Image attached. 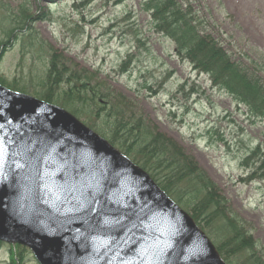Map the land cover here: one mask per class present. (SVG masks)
I'll return each instance as SVG.
<instances>
[{
  "label": "rangeland",
  "instance_id": "374dc122",
  "mask_svg": "<svg viewBox=\"0 0 264 264\" xmlns=\"http://www.w3.org/2000/svg\"><path fill=\"white\" fill-rule=\"evenodd\" d=\"M118 1L0 0L1 76L8 82L28 83L27 95L33 96L55 51L69 68L92 74L94 81L122 96L133 113L143 116L194 159L250 231L264 258V175L247 180L253 160L244 164L249 150L256 146L264 150V124L250 122L232 97L180 61L174 43L150 30L138 0ZM193 1L210 22L211 35L235 62L248 64L255 52L264 54V0ZM22 7L31 16L29 30L24 28L17 33L20 38L8 44L2 39L7 27L2 19L18 15ZM27 34L33 36V49H27ZM127 54L134 58L122 73L120 66ZM184 82L187 88L179 92ZM75 118L92 130L85 116ZM95 122L98 127L101 120L90 125ZM92 131L99 132L98 128ZM15 245L1 242L0 264H12L10 246ZM24 248L19 264H38Z\"/></svg>",
  "mask_w": 264,
  "mask_h": 264
},
{
  "label": "water",
  "instance_id": "95a60500",
  "mask_svg": "<svg viewBox=\"0 0 264 264\" xmlns=\"http://www.w3.org/2000/svg\"><path fill=\"white\" fill-rule=\"evenodd\" d=\"M0 241L27 247L38 264H223L106 141L64 109L2 86Z\"/></svg>",
  "mask_w": 264,
  "mask_h": 264
},
{
  "label": "trees",
  "instance_id": "16d2710c",
  "mask_svg": "<svg viewBox=\"0 0 264 264\" xmlns=\"http://www.w3.org/2000/svg\"><path fill=\"white\" fill-rule=\"evenodd\" d=\"M138 1L141 12L149 19L150 30L174 43V54L180 61L187 63L194 72L205 74L213 88L232 97L238 108L245 109L250 122L264 124V54L255 52V58H249L248 64L235 62L211 35L210 22L193 0ZM120 2L122 0L118 4ZM28 12L22 7L18 15L3 17L7 27L2 30V39L8 44L20 38L18 32L26 27L29 30L27 24L31 16ZM28 41L27 49H33L32 35ZM1 56L0 51V60ZM133 58L132 54H127L120 66L122 73L128 71ZM94 80L95 77L85 70L69 68L55 51L50 55L46 75L34 87L33 96L75 117L85 116V123L92 130L98 128L99 132H95L99 137L147 174L213 240L211 243L224 264H264L250 231L229 209L217 186L194 159L143 116L133 113L131 104L122 96L113 95L105 84ZM27 84L17 79L8 82L0 74V85L16 93L29 94ZM187 85L184 82L178 91L184 92ZM189 90L194 91L193 88ZM96 119L101 120L98 127L96 122L90 125ZM252 160L253 168L247 180H253L260 173L264 175V150L260 146L249 150L244 164ZM25 250L20 245L10 246L11 263H21Z\"/></svg>",
  "mask_w": 264,
  "mask_h": 264
},
{
  "label": "bare ground",
  "instance_id": "6f19581e",
  "mask_svg": "<svg viewBox=\"0 0 264 264\" xmlns=\"http://www.w3.org/2000/svg\"><path fill=\"white\" fill-rule=\"evenodd\" d=\"M28 96H30V97H32V98H34L33 96H31V95H28ZM35 99H37V100H40V99H38V98H35ZM41 101V100H40ZM42 102H44V101H42ZM46 103V102H45ZM48 104V103H47ZM52 105V104H51ZM70 114V113H69ZM73 118H75L72 114H70ZM76 119V118H75ZM77 121H78V119H76ZM87 129H89V128H87ZM93 134H95V135H97L95 132H93L91 129H89ZM98 136V135H97ZM99 137V136H98ZM111 146V145H110ZM112 147V146H111ZM113 148V147H112ZM114 150H116L115 148H113ZM117 151V150H116ZM118 153H119V151H117ZM143 172V171H142ZM144 173V172H143ZM147 175V174H146ZM250 175H251V173H250ZM148 176V175H147ZM150 179V178H149ZM151 180V179H150ZM153 182V181H152ZM155 184V183H154ZM167 196V195H166ZM169 198V197H168ZM187 215V214H186ZM190 219H191V217L189 216V215H187ZM192 220V219H191ZM194 223V222H193ZM195 224V223H194ZM196 226V225H195ZM197 227V226H196ZM197 229L199 230V231H201L198 227H197ZM202 232V231H201ZM203 233V232H202ZM204 235H205V233H203ZM206 236V235H205ZM206 238L208 239V241L211 243V241L209 240V238L206 236ZM211 245H212V243H211ZM213 246V245H212ZM220 261H221V263H223L224 264V262L222 261V259H220Z\"/></svg>",
  "mask_w": 264,
  "mask_h": 264
},
{
  "label": "snow or ice",
  "instance_id": "6c2138e0",
  "mask_svg": "<svg viewBox=\"0 0 264 264\" xmlns=\"http://www.w3.org/2000/svg\"><path fill=\"white\" fill-rule=\"evenodd\" d=\"M83 206H84L83 204H80V207H81V208H83Z\"/></svg>",
  "mask_w": 264,
  "mask_h": 264
}]
</instances>
